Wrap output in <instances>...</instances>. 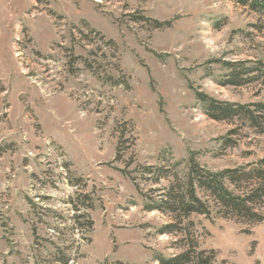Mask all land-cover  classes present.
<instances>
[{
    "label": "rangeland",
    "instance_id": "rangeland-1",
    "mask_svg": "<svg viewBox=\"0 0 264 264\" xmlns=\"http://www.w3.org/2000/svg\"><path fill=\"white\" fill-rule=\"evenodd\" d=\"M136 16L171 23L154 29ZM263 57L264 15L233 0H0V264H50L56 245L69 264L179 253L180 235L156 233L169 217L144 211L120 170L157 164L163 151L212 171L264 156V133L209 118L194 95L264 102L262 84H217L226 69L213 62ZM79 189L94 198L89 232L73 224L68 200ZM188 220L215 264H264V219Z\"/></svg>",
    "mask_w": 264,
    "mask_h": 264
},
{
    "label": "trees",
    "instance_id": "trees-1",
    "mask_svg": "<svg viewBox=\"0 0 264 264\" xmlns=\"http://www.w3.org/2000/svg\"><path fill=\"white\" fill-rule=\"evenodd\" d=\"M237 4L247 7L259 16L264 15V0H233ZM133 21H146L154 29L170 26L171 21L136 16ZM260 30L261 24H252ZM105 45L113 47L108 40ZM86 64V59L79 57ZM226 69L221 79H216L221 86H243L251 83L264 85V57L252 60L226 61L213 60ZM87 67L92 69L91 62ZM100 67V66H99ZM117 78L108 74L104 82L117 83ZM196 101L203 112L216 121L236 119L241 124L248 123L258 133H264V102L235 103L219 101L201 91L194 90ZM236 130H231L234 135ZM225 145H233L232 138H224ZM122 145L117 148L114 161L121 160ZM133 160L125 163L121 173L128 177L143 199L144 211H157L169 217V221L162 224L156 231L158 235L174 234L181 238L174 242L181 251L177 254L165 256L155 253L153 259L159 264H215L216 252L213 249L198 250V245L191 227L193 222L188 220L193 214L209 217L231 219L246 223H257L264 219V156L255 162L245 165L212 171L202 166L191 154L186 160L176 161L165 151L161 152L157 164H136L131 170ZM72 186H78L80 177L74 176ZM141 183L150 184V188L143 190ZM78 188V187H77ZM69 203L74 211L76 229L89 232L93 222L89 211L94 208V198L89 191L79 189L74 197H69ZM83 208V210H81ZM187 220V221H186ZM76 223V224H75ZM68 247V246H67ZM64 248L56 245L54 259L50 264H69L72 258L64 253ZM54 261V262H53ZM36 264H44L36 262Z\"/></svg>",
    "mask_w": 264,
    "mask_h": 264
}]
</instances>
